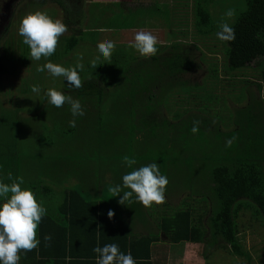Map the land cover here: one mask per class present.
Returning a JSON list of instances; mask_svg holds the SVG:
<instances>
[{"label": "trees", "instance_id": "trees-1", "mask_svg": "<svg viewBox=\"0 0 264 264\" xmlns=\"http://www.w3.org/2000/svg\"><path fill=\"white\" fill-rule=\"evenodd\" d=\"M49 1L63 11V23L66 25V29L71 31V36L67 39L69 46L66 52L88 39L89 35L94 41V35L101 33V29L89 32L82 29V23L85 20L83 4L86 0ZM221 1L195 0V33H191L188 29L180 30L178 35L174 33L178 41L164 47L157 45L158 50L154 56L145 58L137 54L135 50L134 52L123 48L124 46L114 47V49L122 48L113 55L116 58V64H110L111 61L108 58L106 63L100 66L102 75L99 80H104V78L109 80L111 78L109 69H113L116 74L125 77V81H132V86H125L124 103L128 111L132 112L130 115L134 116L127 123V128L118 126L116 122L112 127L95 133L98 135L97 140L103 146L107 144L110 148L115 149L128 144L132 151L139 150L134 158L135 164L131 167L126 163L124 167L118 165L112 169L115 177H111L112 179L110 178L109 181L122 185L121 178L124 174L153 162L158 164L161 174L165 175L167 179H172V175L175 178L177 174L178 178L176 179L183 180V176L189 174L185 168H182L188 158L178 156L174 158V155L184 152L177 144L183 141L188 143L190 140L194 143V151L203 153V148L198 146L201 140L199 135H203L204 131L212 134L218 132L221 135V140H224L223 145L217 146L219 152H217L218 156L216 155V157L218 158L216 159L219 160L211 159L210 162L208 158L203 159L199 168L201 172H203V167L205 171L209 172L208 184L213 193L212 197L205 198L207 194L203 193L204 189H201L198 202L190 203L184 199L181 206H177L179 209L177 208L175 211L170 203L164 201L167 203L156 205L162 207L161 210L157 207L154 209H158L159 227L169 243L204 244L210 249L212 246H216L234 257L250 261L249 251L244 248L242 243V230L247 229V226L241 221L242 215L250 214L252 223L254 221L264 231V155H255L250 152V148H255L252 142L258 134L257 130L252 128L260 120L253 113L264 111V0H226L227 3H231L234 20L223 17L221 20L219 19L218 23L224 20L232 22L230 26L234 28L235 39L227 42L218 40L215 35L219 27H216L218 23L213 12L217 9L216 7L221 6ZM226 2L224 1V3ZM42 4H45V0H42L40 5ZM105 11L106 7L101 10L103 13ZM184 12L186 15L189 14L187 8ZM180 16L181 13L177 15L178 19ZM95 18H91V23ZM110 18L113 19L112 16ZM217 42L221 44L224 53L225 62L223 65L208 60L207 53L203 51V48H206L208 53L218 55L217 52L220 50H216ZM211 44L212 47L209 46ZM21 46L26 50L23 55H28V46L23 42ZM123 51L128 53L127 57ZM140 57L143 59L141 60ZM196 58L201 61V64H198ZM246 67L253 69L252 72L255 74L254 77L250 75L245 81L249 85V92L244 98L248 103L244 107L230 106L232 109L237 108L232 116L222 117L215 123H210L207 119L202 118L200 110H203L209 117L216 116L212 111L213 106L210 104L216 101L212 93L220 98L216 92L223 93L226 88L234 89L238 84L240 86L239 82L236 85L232 83L239 81L234 80L238 78L234 72ZM220 68H224L225 77L220 75ZM200 69L204 70L202 74L205 76L201 77L202 74L199 75L200 77L194 76ZM192 79H199L200 82H192ZM98 83L99 98L97 100L102 101L103 96L107 95L105 93L107 86H102L106 82L98 81ZM221 84L227 87H223L222 90L220 89ZM166 87L174 89L167 96L183 92V102L200 107L199 111L191 112L189 122L183 119L184 115L180 112L175 117L176 122H173L171 114H167L168 116L165 117V113L161 111L162 93ZM251 87L256 88L258 97H254V93L250 90ZM94 91L95 81L82 83L78 89H72L70 93L64 94L75 98L76 92L80 98L85 100H83L84 102H93L95 101ZM241 100L240 98L239 101ZM51 107L58 109V112L54 114L57 116L53 120L59 124H54L56 130L61 127L67 132L74 131L76 133L83 130L85 133L87 131V134L91 133L89 129L92 122L86 119L85 113L83 118L79 116L74 118L67 102L59 108L53 105ZM214 109L219 110L216 107ZM73 119H75L76 126L70 127L69 121ZM181 120L187 123H183ZM194 122H198V132L195 134L191 132ZM221 122L240 129L233 130V132L228 131L225 135L221 130ZM93 126L98 130L95 123ZM174 128L179 130L178 134H174ZM102 131H106V133L103 135ZM125 131L128 133L126 137H123ZM117 132L120 134L117 135ZM110 139L115 141L116 145L108 143ZM173 140L177 144L173 143ZM227 141H231L230 146L226 144ZM196 145L197 148H195ZM186 146L184 147L188 150L189 145ZM159 148H167L170 151V159L157 160L146 156L145 150H151L149 154L152 155ZM43 149L44 146L40 147L37 153L34 152L35 156L41 154ZM73 149L79 150V147L76 145L73 146ZM41 155L46 157L44 154ZM141 155L146 156L147 159L141 160ZM8 156H10L9 153ZM3 157L4 152H0V162ZM168 160L171 161L168 162ZM75 161L72 159L61 160L56 163V166ZM11 162L10 156L5 164L12 165ZM38 162L44 168L40 159ZM18 165L20 166L19 163ZM70 169L73 173L74 165H70ZM168 169H180V171L171 174ZM1 171L2 169H0V181L9 183L8 177L11 170L9 169L7 173ZM53 173H55V169H53ZM60 173L65 174L66 168H61ZM92 180L93 177L89 178L85 184L81 182L82 179L79 180L80 183L75 185L74 189L64 192L63 203L58 204L56 210L45 212L37 228V239L40 243L32 251L21 250L19 264H96L97 254L92 251L93 248L102 247L108 243H116L120 251L130 252L136 264H154L152 246L153 243L160 241L161 236L150 234L134 237L129 226L125 225L117 212L116 204L119 196L110 195L108 190H98ZM171 183L172 181H168L166 188L170 187ZM178 186L180 183L177 184V190ZM32 189L36 188L32 186ZM122 189L128 191L123 187ZM138 203L133 196L126 201L125 205L130 206V210L136 211L137 207L142 205L141 203L138 205ZM196 203H201L203 206H197ZM152 207L154 206H142L138 212L142 208L151 210ZM109 210L114 212L112 219L107 216ZM45 236L50 239L46 241ZM205 259L207 260L208 256H205ZM262 263L264 264V260Z\"/></svg>", "mask_w": 264, "mask_h": 264}, {"label": "rangeland", "instance_id": "rangeland-1", "mask_svg": "<svg viewBox=\"0 0 264 264\" xmlns=\"http://www.w3.org/2000/svg\"><path fill=\"white\" fill-rule=\"evenodd\" d=\"M224 1L226 2V0H222L221 6L216 7L217 9L213 12L217 23L223 17L229 18L225 16V12L232 8L231 3H224ZM87 2L88 3L85 2L83 4V12L88 9L90 17L96 18L91 23V18L88 17L86 12V20L82 23V29L85 32H89L106 28L107 30H115L114 34L104 33L100 36L99 33L98 35H94V41L89 35L88 39L82 41V43L80 42L72 50L66 52L69 46L67 39L71 36V31L66 30L58 38L56 49L51 56L47 59L42 57L39 61H32L29 54L26 56L23 55L26 50L25 47L21 46L23 38L18 35L19 22L27 13L35 11L46 12L53 19H59L64 22L63 11L49 0H45L44 5H40L41 0H19L12 11V16L8 17L5 21L3 26L4 32L1 34L2 47H0V58L3 61L1 65L5 73L2 72L1 78L3 77L5 83L0 90V152H4V157L0 162V169H2L3 172L5 171L4 173H7L10 169L12 180H15L16 177H22L24 182L22 187L30 188L33 191L37 202L45 208L46 212H52L53 209L56 210L57 205L63 203L65 197L64 192L69 189H74V186L79 184V180L81 179V182L85 184L89 178L93 177L92 182L96 184L98 190L101 191L108 190L110 186L118 185V182L109 181V178L115 177V173L112 171L113 167L118 165L124 167L127 163L125 157L134 159L139 151L135 149L132 151L131 146L128 144L127 146H119L118 148L112 149L107 146V144L103 146L97 140L98 135L95 132L106 130L112 127L116 122L118 126L127 128V123L130 121L131 117L134 116L130 115L132 112L128 111L124 103V98L126 96L125 86H132V81H125V77L123 78L120 74H116L113 69H109L111 77L109 80L105 78L104 80H99L102 75L100 66L106 63L108 59L100 57L97 63L98 67L92 68L90 66V61L98 58L97 45L106 40H111L114 42L115 47L124 46L123 48L134 51L130 45L134 43V36L137 31L143 30L150 32L152 35L156 36L158 41L157 45H162L163 47L178 41L176 35L179 34L180 30L188 29L191 33H195V0H163L162 3L160 0H87ZM94 2L96 3L94 4ZM122 3L126 4L122 5ZM124 6L126 7V13L122 12ZM105 7V13L101 12ZM186 8L189 11L187 15L184 12ZM231 10L233 11V8ZM10 11L11 9H9L8 12ZM8 12L5 14H8ZM179 13H181V16L178 19L177 15ZM111 16L113 19L110 18ZM230 18L234 20L233 16ZM221 23L232 25L231 20H224L218 23L216 27ZM174 33L176 35H174ZM111 34H113V37ZM212 44L209 46L212 47ZM217 45L216 50H220L217 52L218 55L212 54L211 52L208 53L206 48H203V51L207 53L208 60L210 59V61L218 62L219 65H223L225 57L222 52V46L219 42H217ZM119 49L122 48H115L112 51L109 57L111 61L110 64L115 63L116 58L113 55H115ZM123 52L125 53V57H127L128 53L125 51ZM198 56H200L199 53ZM140 59L142 60L143 58L140 57ZM48 61L65 68H75L76 65L79 64L81 67L77 69V71L81 84L95 81V91L93 92L95 101L84 102L85 100L80 98L76 92L75 98L72 97V99L78 100L79 102L81 101V103L84 100L81 107L86 114V119L92 122L89 129L91 133L87 134V131L85 133L83 130L74 133V131L67 132L66 129H62L61 127L58 130L54 128V124L59 125L53 121L57 116L54 114L58 112V109L52 108L51 105L47 103L44 92L49 88H54L64 94L70 93L71 90L75 88L70 89L66 87L67 82L62 76L53 77L46 70H37L38 67H42L43 64ZM197 62L201 64L199 59H197ZM202 67L205 68L204 66ZM203 71L201 69L197 70L194 76L201 75ZM252 71L253 69H250V67L235 71L234 73L238 78L234 80L239 81H233L232 83L236 85L239 82L241 83L240 86H238V84L237 88H226L223 93L216 92L220 98L212 93L216 101L210 104L213 106L212 111L216 114L215 117H209L208 114L206 115L203 110L199 109V106L196 107L194 104L188 105L189 103L183 102V92L167 96V94L174 90L173 87H166L163 90L161 111L165 113V117L171 114L170 116L173 122H176L175 117L179 112L184 115L183 119L189 122L191 118L189 117L191 116L190 112L199 110L202 115L201 117L207 119L210 123L218 122L222 117H230L233 112L237 110V108L232 109L231 107H244L248 102L244 99L249 92V85L245 81L250 75L254 77L255 74ZM224 74V68H220V75L225 77ZM204 76L205 74L201 75V77ZM98 81L107 83L102 84V86H107L105 87V93L107 95L103 96L102 101L100 99L97 100L99 98ZM194 81L200 82L199 79H192V82ZM33 85H39L41 89L39 94L32 93L31 87ZM223 87L227 86L221 84L220 89L223 90ZM250 90L254 93V97L259 96L255 87H251ZM240 98L242 99L241 101H239ZM240 102H242L241 105H239ZM225 105H227V107H225ZM214 107L219 108V110L214 109ZM89 108L90 110H88ZM181 122L187 123L184 120H181ZM93 123L97 125L98 130L95 129ZM220 126L222 127V133L225 135L228 131L233 132L234 127H230L224 122H221ZM105 133L106 131H102L103 135ZM117 133V135L120 134L119 132ZM127 133L128 131H125L123 137H126ZM178 133L179 130L174 128V134ZM199 138H201V140L198 146L203 148V153L194 151V143L190 140H188V143L183 141L180 144L175 143V140H173L174 142L172 141L184 150L182 154L174 155V158L177 156L180 158L184 157L185 159L188 158L187 161H183L184 167L182 168H185L189 173L183 176V180L176 179L178 178L177 174L176 178H174L173 175L172 179L168 178V181H172V183L170 187L165 190V199L174 207L175 211L178 205L179 207L181 206L184 199L190 203L198 202V195L201 189H204L203 193L207 194L205 198H210L213 195L211 189H209L208 180H210V175H208V170L205 171L203 167V172H201L199 168L201 167L200 164L203 163V159L205 160L208 158L210 162L211 159L219 160L216 159L218 158L216 157L217 152H219L217 146L223 145L224 140H221V135L218 132L212 134L208 131H204L203 135L200 134ZM108 143L116 145L115 141L111 139ZM76 145L79 147V150L73 149V146ZM186 145H189L188 150H186L188 148ZM42 146H44V149L41 154H44L46 157H42L43 155L41 154L35 156L34 152L37 153ZM195 148H197V145ZM145 152H147L146 156L157 160L170 159L171 156L167 148H159V150L152 155L149 154L151 150H145ZM8 153L11 156L12 165L5 164L8 157L10 158ZM141 156V160L147 159L146 156ZM39 159L42 161L44 168L39 165ZM67 159L76 161L69 164H58L60 167L56 166L58 161ZM171 160H168V162ZM65 165L67 167H64ZM70 165H74L73 173L71 172ZM195 165L197 166L196 168ZM61 168H66L65 174L60 173ZM53 169H55V173H53ZM85 170L86 172H84ZM168 171L172 174L180 171V169H168ZM11 182L10 180L9 183ZM177 182L180 183L178 190ZM188 185L189 188H187ZM32 186L36 189H32ZM121 190L122 194L123 189ZM183 190H186V192H182ZM109 194L112 195L113 193L110 192ZM118 200L116 204L117 212L120 214L125 225L129 226L134 237L148 236L158 233L157 230L161 231L159 227V213L157 211L158 209L161 210L162 207H158L156 206L157 204L153 203L152 206L154 207H152L151 210L142 208V216H139L136 215V212H138L143 205L138 203L140 206L137 207L138 209L136 211H133L130 210V206L119 204ZM196 205L203 206L201 203H196ZM155 207L158 209H154ZM241 221L247 226L246 230H242V243L244 248L249 251L251 256L250 261H247L245 258L234 257L216 246H212L210 249L204 244H172L169 242L164 244L160 241L157 245L164 246L163 249H159L158 251L155 249L154 263L263 264V229L254 221L252 223L250 214L248 213L242 215ZM160 234L162 237V233ZM205 256H208L207 260Z\"/></svg>", "mask_w": 264, "mask_h": 264}, {"label": "clouds", "instance_id": "clouds-1", "mask_svg": "<svg viewBox=\"0 0 264 264\" xmlns=\"http://www.w3.org/2000/svg\"><path fill=\"white\" fill-rule=\"evenodd\" d=\"M231 9L225 12V16L232 17ZM219 30L215 33L216 38L220 41H233L235 39L234 28L228 23H221ZM66 25L59 19H53L46 12L35 11L27 13L19 22L18 35L23 38V43L28 46L29 56L33 61H39L42 57L47 59L51 56L57 46L58 38L66 31ZM101 31H104L101 29ZM157 38L150 32L137 31L134 36V43L130 45L141 57L154 56L157 53ZM115 44L111 40H106L97 45L98 58L90 61V66L96 68L100 57L108 59ZM81 66L76 65L75 68H65L61 65L54 64L51 61L38 67V71L46 70L53 77L62 76L67 82L68 88H79L81 81L77 69ZM32 93L39 94L41 89L39 85L31 87ZM47 103L57 108L61 107L65 102L70 105L72 116L83 118L84 111L78 100H73L61 91L49 88L44 92ZM198 122H194L191 128L193 134L198 132ZM70 127H75V119L69 121ZM230 146L231 141L226 142ZM129 167L135 164L134 159L125 157ZM11 183L0 181V264H19L21 250L32 251L36 249L40 243L37 239V228L45 214V208L37 202L33 191L30 188L22 187V177H16ZM122 185L110 186L108 191L119 196L118 203L125 205L131 197L141 203L145 207L151 206L153 203L161 204L165 199V188L168 179L161 174L157 163L153 162L122 176ZM125 188L128 191L121 189ZM109 219H112L114 212H107ZM47 241L50 237L45 236ZM96 253V264H136L131 253L120 251L116 243H108L97 246L92 250Z\"/></svg>", "mask_w": 264, "mask_h": 264}, {"label": "crops", "instance_id": "crops-1", "mask_svg": "<svg viewBox=\"0 0 264 264\" xmlns=\"http://www.w3.org/2000/svg\"><path fill=\"white\" fill-rule=\"evenodd\" d=\"M116 1H119V0H116ZM126 1H128V0H126ZM85 2L88 3L87 0ZM160 2L162 3L163 0H160ZM95 3L96 2H94V4ZM125 4L122 3V5H125ZM86 12H87L88 17L91 18L90 15H89L88 9H87V10L84 11L85 20H86ZM122 12L126 13V7L125 6L123 7ZM102 29H104V31H101L100 36H102L104 33H113L114 34V31H115V30H107V29L105 30V28H102ZM113 34H111L112 37H113ZM190 114H191V112H190ZM253 115L257 116L260 120H259V123L252 128L253 130H257L258 134L254 137V140L252 142L255 148H250L251 149L250 152L255 154V155H264V111H262V112L255 111V113H253ZM236 129L238 130L240 128L239 127H235L233 130L235 131ZM175 178H176V176H175ZM183 192H186V190H183ZM164 201H167V200L165 199ZM164 201H163L164 204L167 203V202H164ZM144 209H146V208H144ZM136 213H137L136 215L142 216L141 215V211L140 212H136ZM143 223H144V219H143ZM157 232L158 233H156L155 235H158L160 237L161 236L160 233H162V237L160 238V241H162L164 244H166L168 241L165 238V234L162 232V230L161 231L157 230ZM159 242L153 243V246H152V255H153L152 260H153V263H154V257H155V252H156L155 249H157V251H158L159 249H163V246H164V245H157Z\"/></svg>", "mask_w": 264, "mask_h": 264}, {"label": "flooded vegetation", "instance_id": "flooded-vegetation-1", "mask_svg": "<svg viewBox=\"0 0 264 264\" xmlns=\"http://www.w3.org/2000/svg\"><path fill=\"white\" fill-rule=\"evenodd\" d=\"M11 0H0V47H2L1 45V41H2V32H4L3 30V26H4V23L6 21L5 17L7 14H5L6 12L9 11V9H11L10 12H8L9 16L8 17H11L12 16V11L14 10V7L15 5H17L18 1L19 0H16V2L11 6L9 7L8 3L10 2ZM25 1H28V0H25ZM42 2V0H41ZM1 49V48H0ZM2 59L0 58V78L2 76V72L4 73V69H3V66L1 65L2 63ZM3 64V63H2ZM5 74V73H4ZM3 77L0 79V90L3 88V85L5 83V80L3 81Z\"/></svg>", "mask_w": 264, "mask_h": 264}, {"label": "water", "instance_id": "water-1", "mask_svg": "<svg viewBox=\"0 0 264 264\" xmlns=\"http://www.w3.org/2000/svg\"><path fill=\"white\" fill-rule=\"evenodd\" d=\"M15 2H16V0H11V1L8 3L9 7H11ZM8 16H9V14L6 15V17H5L6 20L8 19Z\"/></svg>", "mask_w": 264, "mask_h": 264}]
</instances>
